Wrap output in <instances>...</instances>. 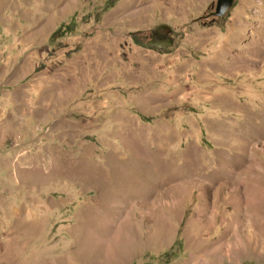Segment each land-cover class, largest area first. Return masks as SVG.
Returning a JSON list of instances; mask_svg holds the SVG:
<instances>
[{"label":"rangeland","instance_id":"obj_1","mask_svg":"<svg viewBox=\"0 0 264 264\" xmlns=\"http://www.w3.org/2000/svg\"><path fill=\"white\" fill-rule=\"evenodd\" d=\"M216 2L0 0V264H264V0Z\"/></svg>","mask_w":264,"mask_h":264},{"label":"bare ground","instance_id":"obj_2","mask_svg":"<svg viewBox=\"0 0 264 264\" xmlns=\"http://www.w3.org/2000/svg\"><path fill=\"white\" fill-rule=\"evenodd\" d=\"M128 13V12H127ZM249 125H250V129H251V131H250V129L249 130H247L250 134H251V132H252V135H253V133L254 134H258V132L261 130V129H264V116L263 117H261V118H257V117H255V116H253L252 118H250V122H249ZM243 130V129H242ZM261 133V132H260ZM264 133V132H263ZM254 136V135H253ZM260 136V135H259ZM256 137V136H255ZM254 142V141H253ZM188 156V155H187ZM190 157V156H189ZM188 159V158H187ZM226 161V160H225ZM224 161V159H223V162L225 163V165H227V168H225V169H227V170H230V168H232V163L231 162H225ZM227 161H229V160H227ZM156 162V161H155ZM154 162V163H155ZM158 162V161H157ZM222 162V161H221ZM222 162V163H223ZM151 163V162H150ZM223 163V164H224ZM158 164V163H157ZM160 164V163H159ZM163 164V163H162ZM158 166V165H157ZM222 167V166H221ZM144 168H145V171H146V174H147V176H145V178L143 179V180H150V183H156V180L157 179H160V178H163V177H161L162 176V172L158 169V168H156V165H155V167H148V166H144ZM163 169H164V167H163ZM161 170H162V168H161ZM192 170V169H191ZM222 170H224V169H222ZM222 171V173H225L224 175L225 176H228L229 174H230V172L229 171ZM167 171V170H166ZM190 171V170H189ZM165 174V173H164ZM167 174V173H166ZM233 174V173H232ZM210 176V175H209ZM212 176V175H211ZM210 176V177H211ZM139 178H140V176H138ZM144 177V176H143ZM188 177H189V175H188ZM193 177V176H192ZM213 177H215V176H213ZM180 192V191H179Z\"/></svg>","mask_w":264,"mask_h":264},{"label":"water","instance_id":"obj_3","mask_svg":"<svg viewBox=\"0 0 264 264\" xmlns=\"http://www.w3.org/2000/svg\"><path fill=\"white\" fill-rule=\"evenodd\" d=\"M233 4L234 0H217L213 16L217 18L223 17L232 8Z\"/></svg>","mask_w":264,"mask_h":264}]
</instances>
